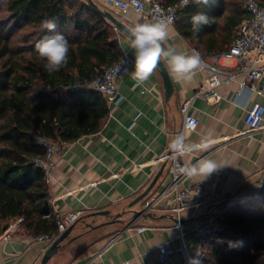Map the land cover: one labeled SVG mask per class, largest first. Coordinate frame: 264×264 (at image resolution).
I'll return each mask as SVG.
<instances>
[{"label": "crops", "instance_id": "obj_1", "mask_svg": "<svg viewBox=\"0 0 264 264\" xmlns=\"http://www.w3.org/2000/svg\"><path fill=\"white\" fill-rule=\"evenodd\" d=\"M117 14L130 27L156 22L145 14L126 17ZM234 33L235 30L219 46L220 52L227 49ZM122 34L123 51L131 58L129 72L116 79L117 90L123 99L116 105L107 103L109 112L98 132L63 142V152L56 159L48 183L53 214L78 209L81 215L46 264H181L183 257L177 250L168 261L160 263L157 260L160 247L170 245L177 248L182 241L191 251L198 247V234L190 226L187 225L183 235L179 236L176 218L171 212V193L162 196L149 210L143 208L150 197L161 196L171 178L169 160L161 161L157 168L153 161L170 145L174 139L172 133L181 129L184 120L181 106L188 99L191 101L187 112L198 119V125L185 133V142L201 144L208 140L209 143L204 150L183 153V162L189 164L207 158L222 167L203 180L195 177L187 182L215 185L223 190L224 195L214 203L185 209L181 218L186 224L193 218L205 219L209 213H215L217 203L225 198L233 196L232 202L257 192L258 180L264 172V118L259 130L237 135L245 128L244 116L250 103L257 100L264 104V75L258 80L254 93L239 90L237 79L224 82L217 88L219 98L215 101L197 94L205 78L211 74V68L200 67L189 81L178 82L170 76L173 90L168 97L165 96L162 77L155 70L145 82L146 90L142 91L131 78L134 50L129 46L128 36ZM162 47L187 55L192 54L193 47L196 48L178 33L174 24L169 25L168 37ZM164 63L166 65V61ZM233 66L231 59L220 58L218 67L222 69L223 77L225 72L234 70ZM223 136H228L229 140L223 141ZM159 171L147 194L129 207ZM114 172L118 177L110 176ZM90 182L94 184L89 185ZM131 209L141 211L134 220ZM106 210L108 214L97 213ZM21 221L22 218L12 220L0 232V264H40L45 249L51 244L49 241H34L33 235L25 232ZM129 224L132 227L126 230ZM137 227L145 229L138 232Z\"/></svg>", "mask_w": 264, "mask_h": 264}, {"label": "trees", "instance_id": "obj_2", "mask_svg": "<svg viewBox=\"0 0 264 264\" xmlns=\"http://www.w3.org/2000/svg\"><path fill=\"white\" fill-rule=\"evenodd\" d=\"M201 11L210 23L194 35L189 18ZM245 16L237 0L199 6L190 0L178 9L174 26L203 55L220 52ZM45 20L56 23L55 33L70 46L67 64L51 74L34 51L54 34L42 27ZM119 32L88 0H0V232L17 218L29 235L57 232L49 185L32 162L44 155L34 135L68 143L102 128L109 112L105 98L75 84L94 79L122 57ZM214 218L223 227L220 241L202 264H261L264 191L230 202Z\"/></svg>", "mask_w": 264, "mask_h": 264}, {"label": "built area", "instance_id": "obj_3", "mask_svg": "<svg viewBox=\"0 0 264 264\" xmlns=\"http://www.w3.org/2000/svg\"><path fill=\"white\" fill-rule=\"evenodd\" d=\"M99 2L111 12L120 13L125 17L139 13L145 14L148 19L155 21L171 18L170 25H173L177 20L178 9L185 6L183 0H179L177 4H165L164 0H99ZM241 6L246 11V16L237 24L234 37L226 50L219 53L212 52L206 58L201 56L197 48H192V51L195 50L200 55L201 67L212 69L211 74L205 78L202 86L197 90V94H203L207 99L213 101L219 98L217 88L224 82L237 79L239 90L247 89L250 93H254L257 91L258 80L264 75V3L259 0H242ZM222 57L234 61V70L225 72L224 77L222 76V69L218 67L219 60ZM130 65L131 58L127 53H123L120 59L106 66L94 79L82 80L76 83L75 86L93 89L101 94L110 105L119 104L123 99V95L117 90L116 79L128 73ZM135 85L140 87L142 91L146 90L145 82L140 85L135 82ZM190 101L191 99L186 100L181 106L184 120L181 129L172 133L174 138L181 134L185 135L187 131L195 129L198 125V119L187 112ZM263 118L264 104L257 100L252 101L244 116L245 128L238 131L237 135L243 136L259 130L262 126ZM188 122L192 123V127L186 129ZM222 138L225 142L229 140L228 136H223ZM34 139L37 144L44 148V155L35 157L32 162L42 170L45 181L49 183L55 169L56 159L63 152L64 143L40 134H35ZM186 145L191 146L188 151H192L197 149L196 146L200 145V143H189ZM166 159L171 163V178L162 190L161 196L150 197L144 202V211L149 210L162 196L171 193V212L176 218L175 227L179 231V236L183 235V231L188 225L197 232L199 244L192 251L183 241L179 243L177 248L170 245H162L159 249L157 260L160 263H164L177 250L183 257L181 264H188L189 258H196L202 264L206 255L219 243V233L223 227L215 220L214 212L206 215L205 219L193 218L188 224L182 220L181 214L187 208H198L199 206L218 201L224 195V192L215 185H208L199 181L187 182V178L178 175L177 167L186 165V163L183 162L182 154L179 157L173 155L169 146L154 158L153 165L157 168L159 163ZM110 176L118 177V174L114 172ZM91 184H94V182L89 183V185ZM54 215L57 232L52 235H34L32 237L34 241H49L52 243L59 234L77 221L81 215V210H71L62 214L55 213ZM131 227L132 224L127 225L126 230L131 229ZM144 229V227H137L136 231L141 232ZM198 252L200 253L199 256H197ZM261 252H264V250Z\"/></svg>", "mask_w": 264, "mask_h": 264}, {"label": "clouds", "instance_id": "obj_4", "mask_svg": "<svg viewBox=\"0 0 264 264\" xmlns=\"http://www.w3.org/2000/svg\"><path fill=\"white\" fill-rule=\"evenodd\" d=\"M190 0H183L185 6ZM196 5H207L209 0H191ZM171 18L160 19L156 22L136 24L128 28V38L130 48L134 50V71L131 78L137 85L146 82L157 69L160 61H166V68L176 81H189L195 72L201 67L202 61L200 55L195 50L191 55L177 53L175 49L165 50L162 43L168 37V28ZM191 31L194 35L201 31L203 25L210 23V18L205 12H196L189 18ZM42 27L53 32V35L47 36L35 44L34 51L41 60H44V69L48 73L58 72L61 67L68 62L70 46L67 38L61 33H55L56 23L53 20H45ZM192 123L186 124V129L191 128ZM185 135L181 134L175 137L169 148L173 155L179 157L181 154L190 150L189 145L185 143ZM208 140H204L197 145L198 150H204ZM222 167L214 160L203 158L195 163H189L177 167V174L187 179L201 177L203 180L207 175ZM200 253H197L199 256ZM188 264H200L196 258H189Z\"/></svg>", "mask_w": 264, "mask_h": 264}, {"label": "water", "instance_id": "obj_5", "mask_svg": "<svg viewBox=\"0 0 264 264\" xmlns=\"http://www.w3.org/2000/svg\"><path fill=\"white\" fill-rule=\"evenodd\" d=\"M88 3L91 5V7L96 12H98L99 14L104 16L108 21H110L116 27V29H118L119 31L123 32L125 35L128 36L127 30H128V28H130V26L127 25V23H125L124 21L119 19L117 16H115L110 10L102 9L94 0H88ZM156 70L159 72V74L162 77V81H163V85H164V89H165V96L168 97L173 90V84H172L169 72H168L166 65H165L163 60L158 63ZM160 171H161V169H160ZM160 171L154 177L153 181L150 183V185L147 187V189H145L140 195H138L133 201H131L129 203V207L133 206L136 202L141 200L147 194L149 189L153 186L154 182L156 181ZM258 182H259V187L257 189V193H261L264 191V172L261 175ZM232 197L225 198V199L221 200L220 202H218L216 205L217 210H220L221 208L226 207L230 203V200ZM108 212L109 211L106 210V211H98L97 213L108 214ZM130 212L132 214V220L137 218L139 216V214L141 213V211L134 210V209H131ZM71 229H72V225L69 226L65 231H63L61 234H59L57 236V238H55L52 241V243L45 249V251L41 257L40 264H46L48 262V260L58 251V249L61 245V242L68 236Z\"/></svg>", "mask_w": 264, "mask_h": 264}, {"label": "rangeland", "instance_id": "obj_6", "mask_svg": "<svg viewBox=\"0 0 264 264\" xmlns=\"http://www.w3.org/2000/svg\"><path fill=\"white\" fill-rule=\"evenodd\" d=\"M241 1L242 0H237V3L239 5L240 8H242L241 6ZM100 7L103 9H107L105 6H103L101 3H99ZM115 16L117 15L118 18H121L120 16H118V14L116 12H112ZM118 32V31H117ZM118 37L120 38V40L123 38V34H121L120 32L118 33ZM80 218V217H79ZM78 220V219H77ZM260 259H261V264H264V252H261L260 255Z\"/></svg>", "mask_w": 264, "mask_h": 264}]
</instances>
